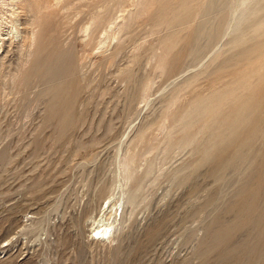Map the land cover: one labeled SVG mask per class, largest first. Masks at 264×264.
<instances>
[{"label": "rangeland", "instance_id": "1", "mask_svg": "<svg viewBox=\"0 0 264 264\" xmlns=\"http://www.w3.org/2000/svg\"><path fill=\"white\" fill-rule=\"evenodd\" d=\"M0 34V264H264V0H0Z\"/></svg>", "mask_w": 264, "mask_h": 264}, {"label": "bare ground", "instance_id": "2", "mask_svg": "<svg viewBox=\"0 0 264 264\" xmlns=\"http://www.w3.org/2000/svg\"><path fill=\"white\" fill-rule=\"evenodd\" d=\"M20 1V0H19ZM217 9H218V1L217 2H215V4H213V6L211 7V10L212 11H217ZM15 28V27H14ZM17 29V28H16ZM15 29V30H16ZM13 31H14V29H13ZM12 31V32H13ZM2 32V31H1ZM14 32H17V30L16 31H14ZM2 34V33H1ZM1 34H0V36H1ZM10 37V36H9ZM5 39V38H4ZM0 41H3V44L2 45H0V49H3V46H4V43H5V40H3V38H1L0 37ZM9 41V40H8ZM114 205H112V206H109V209L111 208V207H113ZM116 214H117V212H116ZM114 217V216H113ZM117 217V216H116ZM104 220V219H103ZM102 221V220H101ZM251 221V220H250ZM95 223H97V222H95ZM100 222H98V225H100L99 224ZM114 227H116V226H114V224L112 223V224H109V223H106V224H102V225H100V226H98V227H96L95 229H94V233H96L98 236H99V239L100 238H102V239H105V238H110V233H111V230L112 229H114ZM113 232V231H112ZM112 234V233H111ZM109 240H111V239H109Z\"/></svg>", "mask_w": 264, "mask_h": 264}]
</instances>
